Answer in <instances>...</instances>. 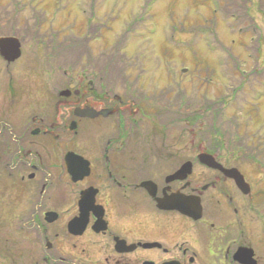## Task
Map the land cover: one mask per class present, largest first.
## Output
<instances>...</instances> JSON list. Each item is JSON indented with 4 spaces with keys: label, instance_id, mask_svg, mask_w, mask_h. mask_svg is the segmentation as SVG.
<instances>
[{
    "label": "flooded vegetation",
    "instance_id": "obj_1",
    "mask_svg": "<svg viewBox=\"0 0 264 264\" xmlns=\"http://www.w3.org/2000/svg\"><path fill=\"white\" fill-rule=\"evenodd\" d=\"M71 68L62 88L69 89L68 93L60 95L59 90L51 114L32 116L26 128L32 136L41 133L50 140L70 130L71 151L87 161L88 173L73 181L63 152L62 172L55 185L65 193L62 200H66V194L70 196V203L63 210H43L40 217L34 213L14 222L21 251L34 259L33 264H241L238 258H246L249 249L256 264H261V159L239 158L234 147L222 150L220 143L207 149L204 141L191 144L176 137L174 127L181 128L178 122L190 102L174 78L138 76L143 67L134 76L127 75L126 67H119L116 77L85 73L76 77ZM23 131L18 136L9 132V141L0 139V175L5 176L6 191H12L14 176L23 180L26 170H36L41 163L40 154L30 147ZM179 131L183 135L184 126ZM80 137L83 148L78 146ZM201 153L212 155L218 166L201 163ZM251 161L257 162L256 167ZM253 167L263 176L258 182L247 175ZM228 169L240 173L248 193H243L224 171ZM27 177L33 178L34 173ZM49 183L39 178L34 186L46 193L53 185ZM84 191H88L82 197L89 204L87 220L82 231L74 234L67 225L79 217ZM190 195L199 198V220L174 207L188 204ZM10 202L8 199L5 204ZM47 212L55 213L56 218L48 221ZM10 222L9 214L1 215L0 229L8 228L13 224ZM64 239L69 244L67 253L63 251ZM11 248H2V259H13ZM238 250L243 251L240 256Z\"/></svg>",
    "mask_w": 264,
    "mask_h": 264
},
{
    "label": "rangeland",
    "instance_id": "obj_2",
    "mask_svg": "<svg viewBox=\"0 0 264 264\" xmlns=\"http://www.w3.org/2000/svg\"><path fill=\"white\" fill-rule=\"evenodd\" d=\"M243 10L246 18L238 17ZM10 33L20 38L22 53L10 64L0 57V139L9 141V132L18 136L24 130L41 163L26 170L23 180L14 176L12 191L4 190L0 175V217L9 214L13 222L0 229V252L5 246L14 252L13 259L0 256V264H33L21 251L15 223L70 203L68 194L62 200L65 193L55 179L62 172V153L74 150L72 132L65 130L53 143L26 128L32 116L51 114L70 76L66 67L72 66L76 77H116L119 67L134 76L143 67L138 76L174 78L190 102L178 122L185 131L174 127L176 137L204 141L207 149L219 143L222 150L234 147L235 156H257L264 163V0H0V35ZM78 142L83 148V138ZM247 175L253 182L263 177L254 167ZM39 178L53 184L46 193L34 186ZM67 243L62 241L65 253Z\"/></svg>",
    "mask_w": 264,
    "mask_h": 264
},
{
    "label": "water",
    "instance_id": "obj_3",
    "mask_svg": "<svg viewBox=\"0 0 264 264\" xmlns=\"http://www.w3.org/2000/svg\"><path fill=\"white\" fill-rule=\"evenodd\" d=\"M20 55H21L20 41L18 38L14 36H0V56L3 58L4 61H6L7 63H11L16 59H18ZM72 86L74 85L71 84V87ZM68 91L69 90H62L60 92V95H66ZM72 128L73 126L71 125L70 129ZM199 161L209 167L218 166V164L215 163L213 156L208 153H201L199 155ZM64 162L67 172L68 174L71 175L73 181L79 179L82 175L88 173L87 161L84 160L83 157L73 153L72 151L65 153ZM224 171L235 179V181L237 182L239 188L243 193L249 192L248 185L244 182L243 177L236 169H228ZM30 176H32V174ZM87 192L88 191H84L81 194L82 196L79 201V210H80L79 217L77 219L70 220L67 225L68 231L71 233L74 234L80 233L86 223L89 204L86 201V199L85 198L83 199L82 197H84L87 194ZM174 207L183 214L192 218L193 220H198L199 218H201V206L199 203V198L197 196L190 195L188 204L184 206L178 204L177 206ZM46 215H47L46 219L48 221H53L56 218L55 213L53 212H47ZM78 225L80 228L76 229ZM242 252L243 251L238 250V255L240 256ZM238 261L241 264H256L255 259L252 258V251L250 249L248 251L247 257L243 259L238 258Z\"/></svg>",
    "mask_w": 264,
    "mask_h": 264
},
{
    "label": "trees",
    "instance_id": "obj_4",
    "mask_svg": "<svg viewBox=\"0 0 264 264\" xmlns=\"http://www.w3.org/2000/svg\"><path fill=\"white\" fill-rule=\"evenodd\" d=\"M243 2H245V0H242ZM216 2H217V4H218V6H219V3H218V1H214V3L216 4ZM234 2V1H233ZM217 6V5H216ZM240 6V5H239ZM245 7V6H244ZM238 13V12H237ZM246 13L244 12V10H243V12H241L240 14L238 13V17H240V16H243L244 18H246V15H245ZM238 17H237V20L240 22V18L238 19ZM35 26H37L38 27V24H37V22H36V24H35ZM54 41V37H53V39L51 38V41ZM52 41V42H53Z\"/></svg>",
    "mask_w": 264,
    "mask_h": 264
}]
</instances>
